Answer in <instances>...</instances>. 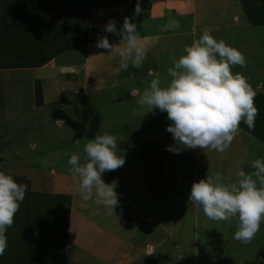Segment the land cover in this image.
Instances as JSON below:
<instances>
[{
    "label": "rangeland",
    "instance_id": "rangeland-1",
    "mask_svg": "<svg viewBox=\"0 0 264 264\" xmlns=\"http://www.w3.org/2000/svg\"><path fill=\"white\" fill-rule=\"evenodd\" d=\"M20 1V6L5 9L7 20L13 25L20 21L22 26L13 27L4 21L13 43L7 48L10 42L1 43L0 51H10L8 59L12 62L0 67H21L24 65L19 62L24 59L48 60L54 51L64 50L57 46L46 48L41 43L35 45L33 40L41 35H59L62 38L59 44L77 40L80 45L76 49L81 46L79 51H87L82 45L87 39L93 40L94 30L100 27L94 20L90 38L93 2L98 8L122 4V0H58V4L56 0ZM223 12L208 16L211 24L204 22L197 26L188 44L191 46L194 37L199 39L205 30L218 41L239 43L236 49L240 52L250 44L245 52L247 66L236 67L246 71L244 76L257 92L255 75H264V23L248 29L249 14L239 9L242 20L236 21L237 28L227 29L234 23L231 19L226 23L233 13ZM254 14L260 15V10ZM1 25L0 32L4 27ZM30 26L28 32L23 31ZM170 42L175 43L173 38ZM247 53H251L249 59ZM82 60V57L73 59L75 68L83 66ZM146 76L142 75V81L148 79ZM132 77L139 76L107 75L105 83V79L102 82L96 75L87 76L90 82H85L84 75H56L55 79H59L54 85L56 90L48 80H33L19 72L0 82V171L28 186L14 224L7 229V248L0 256V264H36L35 259H40L44 251L43 225L49 226L51 241L58 239L57 244L43 245L47 250L46 264H66L69 252L77 261L74 264H90L101 250L110 254L108 264H177L175 255H184L179 264H263L264 222L254 239L244 244L234 239L238 217L227 222L214 221L189 201L193 183L207 174L224 173L222 183H232L230 173L237 167H233L231 149L225 153L199 148L179 153L166 151L174 144L172 134L166 131L171 121L159 109L154 113L144 109L141 116L133 114L139 110V94L131 95ZM260 89L264 90V86ZM256 101L259 114L254 129L261 132L264 96L257 95ZM105 133L117 137V155L125 159L119 176L115 170L102 177L106 183L118 182L119 206L113 215H108L95 197L87 202L82 200L79 181L73 179L68 163L74 153L81 156L83 163L85 145ZM66 153L69 156L64 158ZM238 180L237 175L235 182ZM89 222L90 227L85 228L84 224ZM73 242L81 245L77 246L79 250L87 249L93 258L84 262L82 252L71 248Z\"/></svg>",
    "mask_w": 264,
    "mask_h": 264
},
{
    "label": "clouds",
    "instance_id": "clouds-1",
    "mask_svg": "<svg viewBox=\"0 0 264 264\" xmlns=\"http://www.w3.org/2000/svg\"><path fill=\"white\" fill-rule=\"evenodd\" d=\"M142 11L136 5V14ZM168 28H179L173 21ZM121 37L119 45L109 42L107 36L98 39L96 47L108 50L109 55L119 57L117 71L127 70L129 64L141 67L147 58L146 37L137 32V25L125 17L122 29L117 30L116 22L110 20L105 29ZM185 54L179 59L172 57V67L167 69L171 77L167 87L161 86V79H152L139 94V110L134 115L141 116L143 110L153 112L159 109L167 113L171 121L166 131L172 134L174 144L166 151L179 153L184 149H211L225 153L238 134L241 122L254 129L259 114L255 106L256 92L241 73L233 74L232 68L247 66L245 55L229 46L223 39L219 41L205 30L191 46H185ZM131 95L136 97L138 89ZM61 122V121H56ZM84 162L79 154H72L68 163L73 179L79 181L78 192L84 201L95 202L107 209L108 215L116 213L119 198L117 181H104L103 174L118 170L125 164L124 157L117 155V137L105 133L89 140L84 148ZM254 171L237 173L235 183H222L220 173L208 175L194 182L189 197L190 203L214 221H229L238 217V230L234 239L250 243L264 222V159L251 162ZM28 186L0 171V256L7 248V229L14 224L21 203L25 199ZM177 264L184 255L173 256Z\"/></svg>",
    "mask_w": 264,
    "mask_h": 264
},
{
    "label": "crops",
    "instance_id": "crops-1",
    "mask_svg": "<svg viewBox=\"0 0 264 264\" xmlns=\"http://www.w3.org/2000/svg\"><path fill=\"white\" fill-rule=\"evenodd\" d=\"M0 2H3L4 5L0 7V25L2 24L1 26H4V21L7 20V17L5 16L6 7L12 5L20 6L21 1L0 0ZM56 3L58 4V0H56ZM137 3H142L143 5L140 6L142 11L138 15L136 14L135 8V5H137ZM95 4L96 3L93 2L92 6L90 7L91 25L89 28V37H92V24H94V20L95 24L100 25V27L94 30L95 38L93 40L87 39L88 42L82 45L87 51H79V48L81 46L76 49L77 46L80 45L79 43L77 44V40H73L70 43H68V40L63 44H59V41L62 39L59 35L58 37H54L55 35L53 33L52 35H41L39 38L33 40V43L35 45L41 43L45 44L43 47L46 46V48H50V46H57V48L61 47L64 50H58L56 52L54 51L51 58L48 60L42 61L41 59H24L19 62L23 63L24 66L16 68L0 67V82H5L6 80L10 79V77H12L13 75V72H19L24 74L26 78H31L33 80H48V83L52 84V89L56 90V88H54V85L56 84L58 79H55L56 75H84L85 82L91 81L90 78H87V76L91 77V75H96L102 82L105 79V83H107L108 80L107 75H137L139 77H132V79H129V83L133 84L134 88L140 89L138 90V94H141L144 89L148 87L150 81L156 77H159L161 79L162 87H167L169 85L171 77L168 76L167 69L173 66L172 57L175 56L177 59H179L181 55L185 54V46L190 45L188 43L190 42V40H192V34L195 31L196 27H199V25H202L204 22L206 23V25L211 24V18L208 16H213L218 12H221L222 10H224V12L231 11L233 13V16L231 18V16L228 15L226 23H230L234 20V23L231 22V24L227 28L233 29L237 28V25L235 24L236 21L240 22L242 20V16L238 14V11L239 9H243L249 14V19L246 22L248 29L252 27L259 28V24L264 23V11L261 12V10H264L262 9V7L264 8V0H215L214 2H210L209 0H122V4L120 2V4L118 3V5L109 8H98ZM257 9L260 10V15L254 14ZM208 12H211V14L207 15L206 13ZM125 17L130 18L131 22L137 25V32L141 37H146L144 43L147 45V58L139 68L133 67L131 64H129L127 70L117 71V69L119 68V57L109 55L110 53L108 52V50L98 48L96 47V45L98 43V39L104 36L108 37L111 44L119 45L121 37L113 33H108L104 29L110 20H114L116 22L117 30L122 29ZM173 21L179 23L180 27L178 29L167 27ZM7 22V24L13 27L18 26L21 28L22 26L20 24V21L18 25H13L11 20L9 21V19L7 20ZM26 25H29V23H26ZM5 26L0 32V47L1 43L12 41V37L9 35V29H6ZM32 26L25 27L23 31L28 32ZM171 38L174 39L175 43L170 42ZM194 38L196 40V37ZM257 42L261 43L260 40H257ZM12 43L13 42L7 44L5 48L9 46L11 47ZM226 43L234 48L239 46V43L236 42L229 41ZM249 45L250 44H248L246 48H241V52L245 55V57V52L248 49ZM4 52L7 53V55H4ZM9 53L10 51H0V64H8L12 62L10 59H8L11 57ZM247 54L249 59L251 53ZM76 57L83 58V60L81 61L83 62V66L81 68H75V61H73V59ZM235 69L240 70L243 75H245L246 73V71H243L242 69L235 66L232 69L233 74L238 73V71H236ZM52 75H54L53 78ZM142 75H147L146 77H148V79L142 81ZM255 79L256 80L254 81V84L255 86L257 85L258 88V91H255L256 97L257 95L259 96V94H261V96H264V90L260 89L262 86H264V75H255ZM134 83L139 84L135 85ZM90 85L92 87V84ZM121 86L123 87L122 84ZM94 88L89 89L94 90ZM121 93L124 94L125 91L122 89ZM4 113L5 111L3 112V114ZM258 125L261 124L259 123ZM261 126L264 128L263 125ZM254 130L256 131V133H260V135L262 136L264 135V129L261 132H258L256 129ZM229 149H231L230 158L235 160V162L233 163V167L234 169L237 167L234 173L231 172L234 171V169H228L231 172L230 175L232 176V183H235V178L237 177L236 173H238L239 171L243 170L246 173L254 171V169L251 168V162L253 160L258 158L264 159V142L255 137L253 134H250L249 132L243 130L242 128L239 129L238 134L235 136ZM57 154L58 153H56V155ZM68 156L69 154L66 153L64 155V158ZM137 162L135 164H137ZM237 162H239V164H237ZM118 171L120 172L121 169L119 168L118 170H116V175L119 176L120 173ZM221 175L222 177H224V173H221ZM118 176L116 177L118 178ZM90 225V222L89 224L85 223L84 227L88 228L90 227ZM70 246L71 248L73 247L74 252H82V256H84V262L89 258H93L89 257L87 249H85L84 251V249L82 250L80 248L81 250H79V248H77V246H81L79 243L77 244L73 242V244H71ZM71 248L70 250H72ZM67 254L68 258L66 264H74L75 262H77L73 260L70 252ZM109 255L101 250L98 256L95 257V262H92L90 264H108L107 258ZM79 261L82 262V260H78V262Z\"/></svg>",
    "mask_w": 264,
    "mask_h": 264
},
{
    "label": "trees",
    "instance_id": "trees-1",
    "mask_svg": "<svg viewBox=\"0 0 264 264\" xmlns=\"http://www.w3.org/2000/svg\"><path fill=\"white\" fill-rule=\"evenodd\" d=\"M39 91H40V89H39ZM257 99V98H256ZM258 101V100H257ZM257 101L255 102V106H256V103H257ZM240 126L243 128V129H245L247 132H249V133H251V134H253V135H255L257 138H259L262 142H264V135L262 136V135H260V133H256V132H254V130L253 129H249L248 127H247V125L245 124V123H243V122H241V124H240ZM253 130V131H252ZM264 131V130H263ZM44 196V195H43ZM63 198V197H62ZM48 201V200H47ZM48 221V219H46V221L45 222H47ZM43 227L45 228L44 229V232L43 233H45L46 232V235H44L42 238H41V241L43 242V244L41 245L42 246V249H44V251H41V255L38 257V258H40V259H36L37 261H36V264H40V262H41V264H46V262H45V260H46V251L47 250H45V247H43V245H46V247H47V245H51V242H54L55 244H57V242H58V239L56 238V239H54V240H50V238H49V226L47 225V226H44L43 225ZM263 264H264V260H263Z\"/></svg>",
    "mask_w": 264,
    "mask_h": 264
}]
</instances>
